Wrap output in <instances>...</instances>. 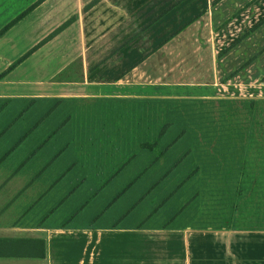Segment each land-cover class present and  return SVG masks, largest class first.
I'll use <instances>...</instances> for the list:
<instances>
[{"label": "crops", "instance_id": "1", "mask_svg": "<svg viewBox=\"0 0 264 264\" xmlns=\"http://www.w3.org/2000/svg\"><path fill=\"white\" fill-rule=\"evenodd\" d=\"M176 59L198 77L165 82ZM263 62L264 0H0V102L34 111L0 166V264H264L241 166L202 163L231 137L203 120Z\"/></svg>", "mask_w": 264, "mask_h": 264}, {"label": "rangeland", "instance_id": "2", "mask_svg": "<svg viewBox=\"0 0 264 264\" xmlns=\"http://www.w3.org/2000/svg\"><path fill=\"white\" fill-rule=\"evenodd\" d=\"M188 60L185 59H176L174 66H176V64H180L181 62H183L182 65L175 67L173 70L175 71L176 68H178V71H176L174 75H169V73H167L166 75V80L165 82L170 83L171 80L174 79H178V77H181V79H183L186 82L191 81V79H194L196 77H198V73L195 70L193 64L188 63L186 66L184 65V62H187ZM258 61V60H255ZM241 66V61L238 63H236V67ZM262 66L264 68V62L262 63ZM198 69L201 70V68L197 67ZM210 69V66L205 65L203 70H208ZM173 71V72H174ZM185 72V74H184ZM179 73V74H178ZM209 75V74H206ZM162 74H158L155 76L154 79L156 80H161ZM210 77V75H209ZM242 76L237 75L235 77V81H236V87L234 88L233 91H229V95L230 96H235L236 100L235 101H247L248 99H264V73L260 75V77H258V75L256 74L255 70H251V72L249 73V78H247V81H243ZM151 79V78H150ZM150 79H147V75L141 74L138 76V82L142 85L145 86L146 83H148V81H152ZM161 82V81H158ZM145 88V87H144ZM143 92H146L145 90ZM219 96H223V95H228L226 90H222V92L217 93ZM244 98V99H242ZM25 103H15V105L8 103L7 101H2L0 102V166H17L18 165V148H16L15 151H13L12 153L7 154L18 142H19V138L22 135V129H21V124L24 127H29L31 125V122L34 119V111L32 113H30V115H27L25 117V119H27V123L25 122V120L22 118H20L21 112L24 110L25 107ZM243 108H245L244 106H242ZM242 107L240 106H221V108H219V110H217V113L219 111V118L226 120L229 119L230 117V113L231 111L234 110V112L236 114H238L239 112L242 113L241 109ZM195 109V108H194ZM159 109L156 110L157 113H159ZM191 111L188 112V114H190ZM244 114V113H243ZM24 116V115H23ZM214 116H215V108L212 110V115L211 117L212 119L207 118V120H203V125L205 126V128L207 129H214V130H218L219 131V136L224 137L225 134L231 136L230 138H226V139H217L215 140V145L213 147L214 151V155L213 158L211 159L210 157L207 158V155L205 156V154L203 155V162L206 160L207 164L206 165H213V166H240V158L237 162H235V159H237L238 154L241 152L242 155V150H238L236 149L237 146H243L245 144L246 141V134L243 130H241V128H244L247 125V122L245 123L244 121H240L238 118L233 120V125H229V127H226V125L224 126V124L219 127V121H214ZM185 119V117H184ZM16 121V122H14ZM16 123L15 126H12L11 128H9V130L5 131L4 133H2L5 129H7L8 125H10V123ZM21 122V123H20ZM202 125V124H201ZM188 128V127H186ZM241 130V131H240ZM181 130H171L170 132H167V136L171 137V142L174 140V137H178V139L180 138L181 140H183L184 138H181ZM193 133H188V135H191ZM194 135V134H193ZM194 137H192L193 139ZM191 138H187L186 140H184V142L187 144V146H193V143H195L194 140H192ZM31 139H27L25 141V146L26 148H28L30 146L31 143ZM227 141H229L228 144H225ZM183 142V145H181L180 150L182 152V149L185 147V143ZM217 144V145H216ZM146 145V144H145ZM190 146V147H191ZM145 147V146H144ZM177 146H175V144L172 146V153L170 154V156L172 157L174 155V149ZM147 148V147H146ZM228 150V151H227ZM210 151H208L206 154H209ZM237 152V153H236ZM236 153V154H235ZM193 154H195L193 152ZM232 154H235L232 157ZM240 156V155H239ZM243 156V155H242ZM44 158H39L37 159V165L38 166H42V164L44 163ZM192 162V160H191ZM190 162V159L186 160L183 166H187L188 168L190 166H193V164ZM234 162V163H233ZM62 163V161H59V165ZM51 175H54L53 171H48L46 172V174H44L43 177H41V180H46L47 177H50ZM172 180V178L170 179ZM147 181H149V177L147 178ZM134 192L129 193L126 196V199L124 198L123 201L127 202V200H132L134 199ZM155 197V195H154ZM174 198L171 199V202H174ZM126 204V203H125ZM139 213L144 212V210H139Z\"/></svg>", "mask_w": 264, "mask_h": 264}, {"label": "trees", "instance_id": "3", "mask_svg": "<svg viewBox=\"0 0 264 264\" xmlns=\"http://www.w3.org/2000/svg\"><path fill=\"white\" fill-rule=\"evenodd\" d=\"M236 105L245 107H242V113L236 114L234 110L231 111L229 119L220 120L218 126L222 127L221 124H224V126L229 127V125H233V120L236 118L245 123L247 122V125L241 128L246 134L245 144L242 147L237 146L236 148L243 151V156L240 152L236 156L238 158L235 159V162L240 158L241 169L239 171V178L244 181L243 186L237 187V194L239 196H248V193L252 192L251 197H249L251 208L255 209L258 207L264 210V99L235 101L234 104H229L228 106ZM144 146L149 147L150 144ZM235 154H232V157ZM257 198L260 199V202L257 201ZM236 206L238 205L236 204ZM251 221H257L259 225L264 226V218Z\"/></svg>", "mask_w": 264, "mask_h": 264}]
</instances>
